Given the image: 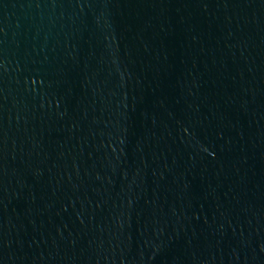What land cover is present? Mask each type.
Returning a JSON list of instances; mask_svg holds the SVG:
<instances>
[{"label":"water","instance_id":"water-1","mask_svg":"<svg viewBox=\"0 0 264 264\" xmlns=\"http://www.w3.org/2000/svg\"><path fill=\"white\" fill-rule=\"evenodd\" d=\"M0 264H264V0H0Z\"/></svg>","mask_w":264,"mask_h":264}]
</instances>
